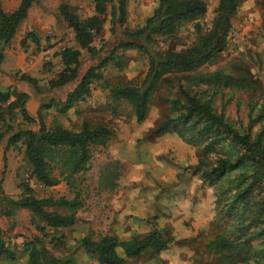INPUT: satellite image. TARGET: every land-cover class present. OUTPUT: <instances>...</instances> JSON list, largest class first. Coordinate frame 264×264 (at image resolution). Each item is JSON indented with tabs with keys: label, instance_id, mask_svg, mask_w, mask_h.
<instances>
[{
	"label": "rangeland",
	"instance_id": "rangeland-1",
	"mask_svg": "<svg viewBox=\"0 0 264 264\" xmlns=\"http://www.w3.org/2000/svg\"><path fill=\"white\" fill-rule=\"evenodd\" d=\"M21 0H4L6 9L14 11ZM208 13L202 19L181 27L174 38L159 39L154 49L161 51H182L197 40L196 23L205 29L211 27L219 0H205ZM67 4L82 18L95 15V0H48L34 5L31 24L20 27L16 38L7 47L0 49V73L3 89L14 88L34 97L38 111L42 104L51 101L65 102L67 96L79 84L84 73L97 66L113 52L124 62L122 68L110 64L102 72L104 79L91 85V96L78 102L68 112L56 107L44 110V121L49 128L57 125L72 131H79L83 123L91 126L106 125L112 137L106 147L93 149V158L86 173L78 176L82 206L78 210V221L70 229L54 232L46 229L40 232L32 223L28 210H20L13 216H5L3 208L8 207L4 197L18 199L23 195V185L29 184L38 198L57 202L61 198L74 199V193L65 182L53 188H45L31 177V167L25 158L24 147H7V139L19 128L38 129L28 126L18 117L17 112L7 115L12 120L11 131L0 145V238L18 252L19 260L14 264H28L29 244L35 239L44 240L46 247L58 258L73 255L81 264H98L97 257L84 253L77 243L88 234L97 239L104 235H114L120 241H128L134 231H148V222H154L164 229L170 240V247L158 259L145 252L132 259V264H212L216 261L206 252V245L216 235L231 230V219H221L217 206V191L195 172L203 159L200 146L189 144L177 132L162 133V123L170 117L169 100L176 96V80L163 82L150 104L147 119L138 123L132 107L125 101H115L109 92L110 86H141L148 69V57L137 49H119L125 41L122 29L111 32L110 8L104 16L103 27L95 31L94 46L98 55L82 52L80 79L60 89H52L50 81L63 69L61 54L68 47H75L73 30L60 14V6ZM158 0H128L129 21L132 29L141 27L152 16ZM18 7V6H17ZM14 9V10H13ZM264 0H242L241 7L232 19V30L228 38V48L220 54L214 66L204 71L223 69L235 75H247L258 87L264 89V34L262 30ZM31 38L22 41L27 34ZM43 53L50 60L44 61ZM36 56L34 64L29 60ZM26 74L38 81L33 87L17 79ZM4 78V79H3ZM214 97V109L238 128L248 125L249 105L262 103L258 93L243 90H227ZM37 112H35V116ZM37 118V117H36ZM257 126L254 130H258ZM119 163L121 178L114 192H106L98 187L100 172L107 165ZM49 211L67 214L55 204ZM42 226V225H41ZM48 234V238L46 235ZM54 238L57 246L54 247ZM0 264H12L1 261Z\"/></svg>",
	"mask_w": 264,
	"mask_h": 264
},
{
	"label": "trees",
	"instance_id": "trees-1",
	"mask_svg": "<svg viewBox=\"0 0 264 264\" xmlns=\"http://www.w3.org/2000/svg\"><path fill=\"white\" fill-rule=\"evenodd\" d=\"M0 0V49L15 39L21 25L28 19L36 4L48 0H21L12 12L5 11ZM242 0H219L209 29L196 23V42L182 51L154 49L157 40L174 38L182 26L196 22L208 13L205 0H158V6L143 26L132 29L128 26V0H95V15L82 19L71 6L62 4L60 14L73 30L76 46L66 48L61 54L63 69L50 81L52 89H60L80 79L82 52L98 55L94 46L95 31L105 23L104 16L110 8L111 32L122 29L125 41L118 48L137 49L148 57L149 69L141 86H110V96L115 101H125L135 114L138 123L148 116L150 104L167 79L176 80V96L169 100L171 116L160 126L162 133L177 132L189 144L200 146L203 159L195 172L203 183L215 187L217 206L221 219L230 218L231 230L216 235L206 245V252L216 261L212 264H264V89L256 86L247 75L227 73L223 69L204 71L214 66L220 54L228 48L232 19L238 13ZM264 34V15L263 26ZM31 38L29 33L22 41ZM122 68L124 62L113 52L97 66L89 68L65 102L51 101L42 104L36 117L32 116L28 103L30 95L18 88H0V145L14 131L7 115L17 112L24 124L37 125L38 129L19 128L7 139V147L21 143L24 155L31 167V177L45 188H53L65 182L74 195L73 200L61 198L57 202L38 198L33 188L25 183L23 195L18 199L4 197L7 206L2 213L13 216L20 210H28L32 223L40 232L46 229L57 232L70 229L78 221L82 206L79 178L86 173L93 158V149L106 147L112 131L106 125L91 126L83 123L79 131L57 125L49 128L44 121V110L56 107L68 112L75 105L91 96V85L104 79L102 72L110 64ZM21 82L38 87V81L26 74L16 76ZM227 90H243L258 93L262 103L249 105L248 125L238 128L223 114L214 109V95ZM261 126L258 130L255 127ZM121 178V166L112 163L103 168L98 187L114 192ZM81 182V181H80ZM2 183L0 192L2 193ZM58 204L67 214L49 211ZM148 231H134L128 241H120L114 235L95 238L88 234L80 239L77 248L97 257L98 264H132L131 260L145 252L155 259L167 251L170 240L164 229L148 222ZM42 225V226H41ZM48 238V234H45ZM57 246V238L51 240ZM44 240L38 238L29 244L28 264H81L73 255L58 258L51 255ZM18 252L0 238V262L16 263Z\"/></svg>",
	"mask_w": 264,
	"mask_h": 264
},
{
	"label": "crops",
	"instance_id": "crops-1",
	"mask_svg": "<svg viewBox=\"0 0 264 264\" xmlns=\"http://www.w3.org/2000/svg\"><path fill=\"white\" fill-rule=\"evenodd\" d=\"M19 4H20V1L18 2L17 6H19ZM17 6H16L14 9H16ZM3 7H4L5 11H7V12H12V10H9V11H8V10L6 9L4 2H3ZM33 7H34V6H33ZM33 7H32V9H33ZM14 9H13V10H14ZM32 9L30 10V13H29L28 19H27L22 25H24V24H26V23H27L28 25L31 24L30 21H31V11H32ZM22 25H21V26H22ZM17 34H18V33H17ZM16 36H17V35H16ZM15 38H16V37H15ZM1 76H2V74L0 73V88L3 89V87H5V86H3L2 83H1V81H2ZM3 79H4V78H3ZM14 88H18V89L20 90V86H19L18 84H17L16 87H14ZM29 95H30V94H29ZM34 100H35L34 97L30 96V101H29V103H28V108H30V105H31V108H32V106H33V108L35 107V105H34ZM29 111H30V113H31L32 116L36 117V116H35V112H37V111L34 112V111H32V109H31V110L29 109Z\"/></svg>",
	"mask_w": 264,
	"mask_h": 264
},
{
	"label": "built area",
	"instance_id": "built-area-1",
	"mask_svg": "<svg viewBox=\"0 0 264 264\" xmlns=\"http://www.w3.org/2000/svg\"><path fill=\"white\" fill-rule=\"evenodd\" d=\"M43 59H44V61H49L50 60L49 54L48 53H43ZM35 61H36V56L32 57L29 60V63L32 65V64L35 63Z\"/></svg>",
	"mask_w": 264,
	"mask_h": 264
}]
</instances>
